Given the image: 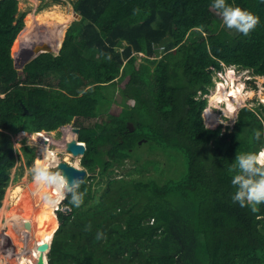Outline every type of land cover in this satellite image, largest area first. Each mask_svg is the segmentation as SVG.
<instances>
[{"label":"trees","instance_id":"trees-1","mask_svg":"<svg viewBox=\"0 0 264 264\" xmlns=\"http://www.w3.org/2000/svg\"><path fill=\"white\" fill-rule=\"evenodd\" d=\"M74 7L81 19L59 54L42 53L18 71L12 48L23 18L17 0H0V208L19 158L14 138L80 120L100 119L78 127L89 171L113 173L146 139L168 155L180 151L186 174L171 184L110 176L101 195L87 179L50 218H35L34 204L7 236L0 222V248L7 243L26 264H264V165L255 160L264 106L242 108L232 132L203 119V95L224 64L264 76V0H77ZM233 14L243 21L238 35L213 32L215 21ZM126 62L133 72L118 83ZM116 86L140 106L116 114ZM9 258L0 264H14Z\"/></svg>","mask_w":264,"mask_h":264},{"label":"rangeland","instance_id":"rangeland-1","mask_svg":"<svg viewBox=\"0 0 264 264\" xmlns=\"http://www.w3.org/2000/svg\"><path fill=\"white\" fill-rule=\"evenodd\" d=\"M17 1H18V13L16 18L17 20L23 18L24 28L18 34L19 35L17 36L18 40L15 41L16 43L14 44V46L16 45V51L15 52L13 51L14 46L12 48V57L14 60L15 68L18 71H21L20 67L24 63L25 59L22 60L21 62L20 56H27L25 55V53L27 54L29 50L31 51L33 49L34 40L38 41V38L36 37L35 31L33 29V22L34 23L37 22L35 19L38 16L40 19L42 16L50 17L52 10L47 11V13H44L45 10H48L49 8H52L53 6L56 5H59L61 7L66 6L64 10L65 11L69 10V12H71L70 15L72 17L69 15V12H66L65 15H61L58 13L56 14L55 12L51 16L54 17L53 19L55 21L58 19L59 22L63 21L64 17L67 20H70L71 17V20L67 24H65L63 33L61 35L63 36V38H61L62 43L65 39V35L69 27L79 22L81 18L78 17V15L76 16V13L78 12L74 7V3L77 0H17ZM55 23L56 24H53V26L58 27L59 23L58 22ZM242 23H243L242 19H240L238 16L233 14L228 16L227 18L219 19L218 21H215L213 25V28L215 29L213 30V32L219 31L221 28H223L236 36L241 32ZM25 39L32 40V42L31 43L27 41L24 42ZM55 41H57L56 38H54V42ZM124 45L125 44L123 43L122 47L118 46L117 50L122 51ZM61 47H59L58 50ZM161 49L164 48L162 47ZM23 50H26L27 52ZM55 50L56 49L53 47L52 53L58 55L57 53L58 50L57 51ZM135 54L139 60V63L141 64L144 63L145 60L144 58L146 56L138 53ZM162 54L164 53H161V56ZM85 56L86 58L92 60L100 59V54L98 52L91 54L89 51L86 50ZM236 69L241 71V73L237 74ZM236 69L232 68V70H223L222 72L216 73L212 85L208 86L209 94L204 95V98H206L207 100V109L205 110L206 111L205 114L203 113V115L205 116L203 119L206 120L204 123L208 128L216 129L220 125H222L225 128L224 132H232L242 108L250 107L252 109L258 110L261 105H264V101H262L264 100V78L258 77L253 73H249L251 72V70L248 69L245 70H241L239 68ZM128 72L129 73L133 72V68H131L129 64L126 62L124 63L123 68L121 69V75L119 78H117V82L120 83L121 80L123 79L122 77H125V75ZM261 78H263V80ZM217 81L224 83L226 91L222 97H219L216 100V102H214L211 100V97L214 95L213 90L216 86ZM233 82L236 83V85L233 84ZM140 86L145 91V96L147 97L149 95L147 86L144 84H141ZM238 86H242L241 92L238 91ZM233 88L235 89L234 92L232 91ZM112 89L117 90L116 94L114 95L115 97L112 100V102H115L117 104L115 105L117 107H115L114 109V112H116V114L120 113L121 109L123 108L130 110L133 107L140 106V102L136 100L126 99V98L122 99V94L119 93L121 92L120 87L116 86V88H112ZM246 90L249 91V93H247ZM198 95L201 96L200 92ZM121 99L122 102H124L123 106H120ZM218 101L219 102L221 101L219 103L220 107H217L216 105ZM229 102L233 105V109L229 107L228 105ZM211 114L214 116H211L210 118ZM97 121H100V119L93 118L89 120H82V121L80 120L79 123L75 121L76 123L72 122L70 125H67L69 129L65 127L58 128L57 130L52 131L50 133V136L48 134H46V136L50 138L53 143H56L55 145H53L52 148L53 150H56L57 148L62 147L63 145L67 146L68 143L67 139L69 136L68 130L72 131L71 128L80 127L81 125L85 127H90L93 126ZM30 143H32V141L28 135L22 134L20 137L16 136L14 138V148L18 153L19 158L15 166L10 170L11 180L8 186L5 188L6 190L5 198L0 208V222L2 223L1 229L4 232V235L6 236L10 232L14 231V228L8 225L9 224L8 217L10 215V212L12 211L16 212V210L18 209V211H20V215L21 214L24 215L31 205L37 203V198L39 193L37 191L34 192L35 191L34 188L32 187L29 188L27 186L23 187V190L21 191L23 193L22 195L21 192L16 195L14 200L17 199V202H15L14 206H13V201L11 199V189L14 187L15 183L21 182L20 184L22 185L24 181L29 180L31 181L32 184L39 185V178H41V176L38 175V171L35 169L34 166L35 157L33 159L32 157L27 158L24 153V148L26 146H30L36 150V147L31 145ZM212 146L214 147V145ZM158 147L159 146L155 145L154 143L152 144L148 143L146 139H142V140L140 139L134 148V154L136 156H134L132 159L131 158L127 159L122 167H116L115 169H113V173L110 174L109 171H107L106 174H103L101 173V170H96L94 172H91L88 169H86L88 171L86 180L89 179V184L92 187L93 193H96L97 195H101L108 186V182L110 181V176L118 179H122V178L130 179L131 177H134V175L132 176L133 173L136 175V178H141V177L156 178L157 181L160 182L161 184L163 183L165 184L167 182L168 183L176 182L178 179L183 178L186 174L185 158L184 156H182L183 154L180 151H173L170 155H168ZM225 149L226 147L223 148L222 146L218 147V150L221 152L225 151ZM261 151L264 152V149ZM40 155L42 154L38 152L36 162L40 161L39 159ZM58 158L59 160H62L61 159L62 155L60 154ZM81 158L82 155L80 156V159ZM79 165L81 166L80 168H85L82 166L81 161L79 162ZM48 173L51 174L50 172ZM28 196L33 197V199H31V201L29 202H27ZM249 199L251 200L252 198ZM57 210H59V207H57L56 211ZM146 222L152 224L154 221L153 219L151 220L148 219ZM20 242H21V237H20ZM5 243H6V237H5ZM9 250L10 248L7 246L6 243L5 247L0 248V253H1L0 257L7 255L10 257L9 261H11L14 264H26L23 261V259H21V257L17 256L15 253L10 252Z\"/></svg>","mask_w":264,"mask_h":264},{"label":"bare ground","instance_id":"bare-ground-1","mask_svg":"<svg viewBox=\"0 0 264 264\" xmlns=\"http://www.w3.org/2000/svg\"><path fill=\"white\" fill-rule=\"evenodd\" d=\"M65 7L66 6L61 7L59 5L53 6L52 8H49L48 10L44 11V13H47V11L52 10L50 17H43L42 16L40 19L38 16L35 19L37 22L36 23L33 22V29L35 31V35L38 38V40H39V36L44 38L46 40L45 42L50 44L51 48L54 47L56 49L55 51H57L58 48L61 47V45H62V39L61 38H63V36H61V35L63 33L65 24H67L70 20H67L64 17L63 21L59 22L58 19L55 21L53 19L54 17H51V16L55 12H56V14L58 13L61 15H65L66 12H69V10L68 11L64 10ZM70 14H71V12H69V15ZM55 22L59 23L58 27L53 26V24H56ZM54 38H56L57 41L54 42ZM25 41H27L29 43L32 42V40H26V39H25ZM23 51L27 52L26 50H23ZM40 51L47 52V48L42 47L40 49ZM29 53H31L30 50L27 54H29ZM261 79L263 80V78H261ZM233 84L236 85V83H234V82H233ZM241 87L242 86H238V91H240V92L242 91ZM235 88H236V86H235ZM225 91H226V88H225L224 83L217 81L216 86L213 90L214 95L211 97V100L216 102V100L219 97L223 96ZM232 91L234 92L235 89L233 88ZM233 92H231V93H233ZM262 101H264V100H262ZM220 102L218 101L216 103L217 107H220L219 106ZM228 105L231 109H233V105L230 102L228 103ZM211 116H214V115L211 114L210 118H211ZM65 128L69 129L68 126H66ZM68 131H69V136H68L67 141H68V143H70V142L74 141L75 137L73 136V133L71 130H68ZM24 133L27 134V132H24ZM46 134H47L46 132H42L39 134L38 133L27 134L28 136H30L34 140L33 144L39 147L38 152L42 154L39 157L40 161L35 162V166L41 174L40 175L41 178H39V185H34L31 183V181L28 180V181H24V183L22 185L20 184L21 182L15 183L14 187L11 189V199L13 201V206L15 205V202H17V199L14 200L16 195L23 190V187H26V186L29 188L32 187L35 190L34 192L37 191L39 193L38 198H37V203H36L37 205L39 204V209H37L35 211V214H34L35 218H50L53 211L55 209H57V207L59 206L61 199L68 192L67 183L61 177L60 173L49 174L47 172L46 173H43V172L45 170H49L52 165L57 164L61 161H65L71 165L81 167L79 165L81 154L75 153L73 151H69L67 149L66 145H63V146L61 145L62 147H59L56 150H53L52 145H55L56 143H53L51 141V139L46 136ZM48 135L50 136V134H48ZM68 143H67V145H68ZM60 154L62 155V158H61L62 160H59V158H58ZM258 160L264 164V152H262L259 155ZM22 194L23 193L21 192V195ZM20 198H23V197H20ZM31 199H33V197L28 196L27 202L31 201ZM17 211H18V209L16 210V212ZM16 212H14V211L10 212V215L8 217V223L9 224L12 223V221L14 219H17L22 215V214L19 215L20 211H18L17 213Z\"/></svg>","mask_w":264,"mask_h":264},{"label":"water","instance_id":"water-1","mask_svg":"<svg viewBox=\"0 0 264 264\" xmlns=\"http://www.w3.org/2000/svg\"><path fill=\"white\" fill-rule=\"evenodd\" d=\"M78 15V17L81 18V15H79L78 13H76V16ZM18 39H16L17 41ZM46 40L42 37L39 38V40H34V47L31 50V52L36 53L37 51H40V49L42 47H46L47 48V52H40L37 53V55L33 58H31L28 61H24V63L21 65L20 69L23 70L25 68V65L28 64L29 62H31L32 60H34L35 58H37L40 54L42 53H52L53 48H51L50 44L45 42ZM60 49L57 51V53L59 54ZM32 53V54H33ZM16 65V64H15ZM29 111L27 110V108H25L24 114H27ZM67 126V125H66ZM66 126H62L66 127ZM72 129V133L73 136L75 137L74 141L68 143L67 145V149L69 151H73L75 153L81 154L82 157L84 156L85 152H86V144L82 143L79 141V133H80V128L78 127H73ZM129 130L133 131L134 130V124L130 123L129 124ZM39 172V171H38ZM60 173L61 177L66 181L67 183V189L68 192L67 194L72 191L74 188H76L77 186H79L80 184H82L87 177V170L86 168H80L74 165H71L65 161H61L57 164H54L50 167L49 170H45L43 173ZM38 175L40 176V172L38 173ZM67 194L64 195L63 199H61L60 204L58 207H60L61 203L66 199Z\"/></svg>","mask_w":264,"mask_h":264},{"label":"clouds","instance_id":"clouds-1","mask_svg":"<svg viewBox=\"0 0 264 264\" xmlns=\"http://www.w3.org/2000/svg\"><path fill=\"white\" fill-rule=\"evenodd\" d=\"M53 54V53H52ZM33 61V60H32ZM30 63V62H29ZM28 63V64H29ZM27 65V64H26ZM26 65H25V67H26ZM232 68H238L237 66H230V67H227L225 64H224V69L223 70H232ZM240 69V68H239ZM223 70H219V71H217L216 73H218V72H222ZM241 70H245V69H241ZM248 70H251V69H248ZM236 73L237 74H240L241 73V71H239L238 69H236ZM249 73H253L254 75H257L258 77H263L264 78V76H261V75H258V74H255L254 72H253V70H251V72H249ZM216 75V74H215ZM214 75V76H215ZM236 76V75H235ZM213 79H214V77H213ZM243 84V83H242ZM200 95H202V93L200 92ZM206 95V94H205ZM203 97H204V95H203ZM260 100V99H259ZM263 103V102H262ZM264 106V105H263ZM207 108V107H206ZM205 108V109H206ZM205 109H204V111H205ZM204 111H203V113H204ZM203 118H204V115H203ZM205 121V120H204ZM66 125H70V124H66ZM66 125H62V126H66ZM62 126H60L59 128H61ZM26 132V131H25ZM42 132H46L47 134H50L52 131H42ZM42 132H27L28 134H35V133H42ZM22 134H24V135H27V134H25L24 132H21L18 136L20 137ZM29 138L31 139V141H32V143H30L31 145H33V146H35L36 147V150H35V155H34V157H35V159H34V166H35V162H36V160H37V154H38V149H39V147L38 146H36V145H34L33 144V142H34V140L29 136ZM32 148V147H31ZM52 148H53V145H52ZM262 149H264V147H262ZM261 149V150H262ZM262 151H260L258 154H257V156H256V162L259 164V165H264L263 163H261L259 160H258V157H259V155H260V153H261ZM34 157H32V159L34 158ZM80 161H81V159H80ZM35 169L37 170V168H36V166H35ZM38 171V170H37ZM55 211H56V209H55Z\"/></svg>","mask_w":264,"mask_h":264},{"label":"crops","instance_id":"crops-1","mask_svg":"<svg viewBox=\"0 0 264 264\" xmlns=\"http://www.w3.org/2000/svg\"><path fill=\"white\" fill-rule=\"evenodd\" d=\"M72 17V16H71ZM71 17H70V20H71ZM61 49V48H60ZM55 55V54H54ZM56 56V55H55Z\"/></svg>","mask_w":264,"mask_h":264},{"label":"built area","instance_id":"built-area-1","mask_svg":"<svg viewBox=\"0 0 264 264\" xmlns=\"http://www.w3.org/2000/svg\"><path fill=\"white\" fill-rule=\"evenodd\" d=\"M247 93H249V91L246 90Z\"/></svg>","mask_w":264,"mask_h":264},{"label":"flooded vegetation","instance_id":"flooded-vegetation-1","mask_svg":"<svg viewBox=\"0 0 264 264\" xmlns=\"http://www.w3.org/2000/svg\"><path fill=\"white\" fill-rule=\"evenodd\" d=\"M26 42V41H25ZM31 196V195H30Z\"/></svg>","mask_w":264,"mask_h":264}]
</instances>
